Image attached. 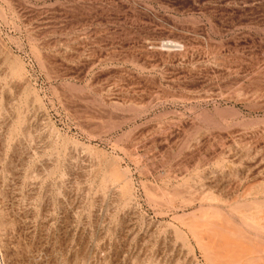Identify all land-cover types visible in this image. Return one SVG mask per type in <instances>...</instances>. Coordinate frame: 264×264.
<instances>
[{
	"label": "rangeland",
	"instance_id": "1",
	"mask_svg": "<svg viewBox=\"0 0 264 264\" xmlns=\"http://www.w3.org/2000/svg\"><path fill=\"white\" fill-rule=\"evenodd\" d=\"M0 264H264V0H0Z\"/></svg>",
	"mask_w": 264,
	"mask_h": 264
}]
</instances>
